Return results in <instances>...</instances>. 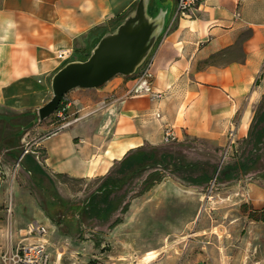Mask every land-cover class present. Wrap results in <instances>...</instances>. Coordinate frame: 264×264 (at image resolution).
<instances>
[{
	"label": "crops",
	"instance_id": "0c3cea01",
	"mask_svg": "<svg viewBox=\"0 0 264 264\" xmlns=\"http://www.w3.org/2000/svg\"><path fill=\"white\" fill-rule=\"evenodd\" d=\"M137 1L0 0V127L9 130L7 149L17 148L21 135L32 129L28 135L44 170L89 180L106 177L131 150L161 146L165 128L176 140L190 135L221 144L226 132L247 138L264 96V0H199L186 18H173L176 0H159L169 8L168 21L144 65L152 88L163 94L159 102L130 95L132 79L116 76L100 88L65 95L69 116L80 117L67 128L46 136L53 130L47 120L21 132L51 99L52 75L89 54L102 30L120 22ZM65 51L71 58L63 62L57 54ZM7 181L0 190V264L9 249L2 248L9 227L17 228L6 217L7 194L10 209L21 194L15 185L6 188ZM238 187L245 203L264 211V177L244 176ZM157 255L150 252L145 261Z\"/></svg>",
	"mask_w": 264,
	"mask_h": 264
},
{
	"label": "rangeland",
	"instance_id": "374dc122",
	"mask_svg": "<svg viewBox=\"0 0 264 264\" xmlns=\"http://www.w3.org/2000/svg\"><path fill=\"white\" fill-rule=\"evenodd\" d=\"M2 128L5 187L15 185L21 193L16 209H10L7 194L6 217L17 228L9 227L3 249L22 240L27 224L36 220L47 227L50 264H264V212L245 203L238 187L244 176L264 177V145L256 150L246 139L230 143L228 132L221 144L186 135L143 147L157 152L139 167L116 163L106 177L78 180L43 169L42 154L28 135L32 129L9 150L4 142L9 130ZM26 148L30 159L23 157L15 167ZM238 164L252 170L243 174ZM154 171L162 180L144 192L143 182ZM150 252L158 255L147 262Z\"/></svg>",
	"mask_w": 264,
	"mask_h": 264
},
{
	"label": "water",
	"instance_id": "95a60500",
	"mask_svg": "<svg viewBox=\"0 0 264 264\" xmlns=\"http://www.w3.org/2000/svg\"><path fill=\"white\" fill-rule=\"evenodd\" d=\"M154 11L150 12L151 2ZM169 8L159 0H138L135 7L112 30L106 31L85 60L62 65L51 77V99L21 132L48 119L62 98L74 89H97L116 76L130 78L145 65L167 25Z\"/></svg>",
	"mask_w": 264,
	"mask_h": 264
},
{
	"label": "built area",
	"instance_id": "2783aa9c",
	"mask_svg": "<svg viewBox=\"0 0 264 264\" xmlns=\"http://www.w3.org/2000/svg\"><path fill=\"white\" fill-rule=\"evenodd\" d=\"M199 6V0H176L175 12L173 18H186L194 15V12ZM70 51L60 52L57 54V58L63 62L68 61L71 57ZM146 64V63H145ZM134 82L133 88L129 91L130 95L134 96H147L148 99L157 103L163 98V94L155 91L151 86V74L148 68L141 67L137 73L130 77ZM71 104L64 96L57 108V110L51 115L53 117V130L46 136L55 134L72 123L78 121L80 117H73L69 119V108ZM156 118H159V114H156ZM230 143H232L233 134H229ZM43 138V137H42ZM41 138V139H42ZM176 140L174 132L171 128H165L163 132L162 143L164 145L172 143ZM29 150L26 148L21 157L17 161L15 167L19 166L22 158L28 154ZM8 175L4 167L3 160L0 156V190L2 189ZM248 198V195H245ZM23 239L20 240L14 247L7 249L1 256V260L4 264H50V256L47 252V228L36 222H30L27 224L24 230Z\"/></svg>",
	"mask_w": 264,
	"mask_h": 264
},
{
	"label": "trees",
	"instance_id": "16d2710c",
	"mask_svg": "<svg viewBox=\"0 0 264 264\" xmlns=\"http://www.w3.org/2000/svg\"><path fill=\"white\" fill-rule=\"evenodd\" d=\"M136 4L133 5L132 9L135 7ZM119 24V21L115 24H113L110 28H104L102 32L98 35L95 43L98 41V39L109 30H112ZM94 43V44H95ZM88 57V54L84 57L80 58L81 60H85ZM248 144H251V146L258 150V148L262 145H264V96L256 109L254 116L252 118V122L248 131V136L245 140ZM157 152L156 148H152L150 151L145 152V150L142 148H137L134 150L129 151L119 162L120 168L122 169H130L134 167H139L141 164L146 161L154 158V154ZM236 169L239 170L241 173H246L251 171L252 169L250 167H245L242 164L236 165ZM207 176H203L202 179H208ZM162 180V175L154 171L146 177L144 184L143 191L149 190L154 184L159 183ZM104 190L99 192L98 195H103ZM127 205H124L121 208V213H125L127 211ZM116 210V209H115ZM118 210V209H117ZM264 212V211H263ZM119 220L115 221V224H117Z\"/></svg>",
	"mask_w": 264,
	"mask_h": 264
},
{
	"label": "bare ground",
	"instance_id": "6f19581e",
	"mask_svg": "<svg viewBox=\"0 0 264 264\" xmlns=\"http://www.w3.org/2000/svg\"><path fill=\"white\" fill-rule=\"evenodd\" d=\"M152 258V255L151 256H149L147 259L149 260V259H151ZM146 260V259H145Z\"/></svg>",
	"mask_w": 264,
	"mask_h": 264
}]
</instances>
